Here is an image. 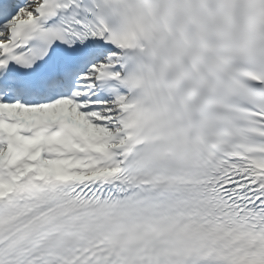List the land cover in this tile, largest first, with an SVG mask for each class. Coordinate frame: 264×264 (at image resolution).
Returning <instances> with one entry per match:
<instances>
[{"label": "snow or ice", "instance_id": "6c2138e0", "mask_svg": "<svg viewBox=\"0 0 264 264\" xmlns=\"http://www.w3.org/2000/svg\"><path fill=\"white\" fill-rule=\"evenodd\" d=\"M0 264H264V0H0Z\"/></svg>", "mask_w": 264, "mask_h": 264}]
</instances>
